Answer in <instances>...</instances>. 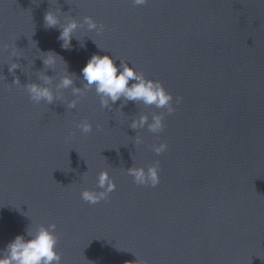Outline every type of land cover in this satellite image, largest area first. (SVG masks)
<instances>
[{
  "label": "water",
  "instance_id": "1",
  "mask_svg": "<svg viewBox=\"0 0 264 264\" xmlns=\"http://www.w3.org/2000/svg\"><path fill=\"white\" fill-rule=\"evenodd\" d=\"M49 10L103 30L78 29L62 48L60 25L44 24ZM48 51L55 67L42 62ZM94 53L159 80L175 111L101 108L94 91L67 109L70 89L51 104L29 99L22 85L41 73L54 85L66 68L82 87ZM154 112L165 113L161 132L129 127ZM85 119L89 133L76 127ZM157 161L155 187L126 172ZM102 170L116 189L92 205L80 192ZM48 223L61 264H264V0H0V249Z\"/></svg>",
  "mask_w": 264,
  "mask_h": 264
},
{
  "label": "clouds",
  "instance_id": "2",
  "mask_svg": "<svg viewBox=\"0 0 264 264\" xmlns=\"http://www.w3.org/2000/svg\"><path fill=\"white\" fill-rule=\"evenodd\" d=\"M131 2L135 6H143L148 0H131ZM44 24L46 27L60 25L58 39L62 41L61 47L65 49L70 47V42L78 29L86 27L88 32L95 31L96 33L103 30V25H98L90 16H84L82 21L66 18L61 23L60 16L54 10L45 13ZM4 47L9 46L5 45ZM97 47L100 48L98 45ZM10 55L19 56L15 46L10 47ZM60 59L52 51H48L42 56V62L46 67H55ZM117 59L119 63H116ZM18 67V63L11 62L8 71L14 72ZM80 73L82 87L75 86L73 75L69 74L66 68L54 85L51 77L41 73L38 76V82H29L22 86L26 89L31 101L34 103L43 101L46 104L63 100V90L70 89L75 98L66 102L67 109L75 108L78 100L85 93L94 91L99 97L101 108L111 109L116 101L121 100L140 102L146 106H155L157 109H166L168 114L175 111L172 94L165 89L159 80L146 77L143 72L137 71L122 59L107 54L94 53L80 69ZM130 81L131 83H129ZM13 84L20 85L19 79L15 78ZM180 101L181 98L177 97L176 104H179ZM164 117V112H154L149 121L148 115L141 114L138 118L131 120L129 127L136 130L146 127L151 133H159L164 129ZM76 127L82 133H89L93 126L85 119L79 121ZM142 142V138L137 135L135 143L140 144ZM151 147L156 155H160L167 150L168 146L166 142L162 141ZM126 172L137 185L155 187L160 182L158 161L146 168L143 166L129 167ZM96 189L84 188L80 192L81 199L92 205L98 204L100 201L106 200L109 193L116 189V183L107 170L98 173ZM56 227L55 223H48L46 226L44 224H37L35 227L29 226L25 234L16 235L3 249H0V264H61V254L56 250L58 241ZM25 236L29 238L26 239Z\"/></svg>",
  "mask_w": 264,
  "mask_h": 264
}]
</instances>
